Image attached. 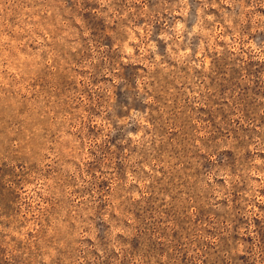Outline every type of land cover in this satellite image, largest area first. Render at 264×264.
<instances>
[{
    "label": "rangeland",
    "instance_id": "1",
    "mask_svg": "<svg viewBox=\"0 0 264 264\" xmlns=\"http://www.w3.org/2000/svg\"><path fill=\"white\" fill-rule=\"evenodd\" d=\"M0 264H264V0H0Z\"/></svg>",
    "mask_w": 264,
    "mask_h": 264
}]
</instances>
